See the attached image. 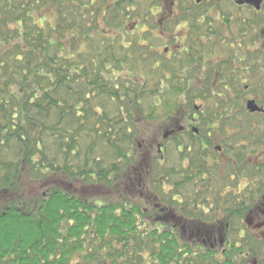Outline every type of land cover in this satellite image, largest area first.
Masks as SVG:
<instances>
[{
	"label": "trees",
	"instance_id": "trees-1",
	"mask_svg": "<svg viewBox=\"0 0 264 264\" xmlns=\"http://www.w3.org/2000/svg\"><path fill=\"white\" fill-rule=\"evenodd\" d=\"M154 4L0 0V264H264V173L236 191L254 177L247 92L188 88V63L158 58ZM189 122L231 137L223 164ZM157 198L181 213L159 220Z\"/></svg>",
	"mask_w": 264,
	"mask_h": 264
},
{
	"label": "flooded vegetation",
	"instance_id": "flooded-vegetation-1",
	"mask_svg": "<svg viewBox=\"0 0 264 264\" xmlns=\"http://www.w3.org/2000/svg\"><path fill=\"white\" fill-rule=\"evenodd\" d=\"M154 1L153 13L158 26L156 40L159 43L155 47L156 53L159 59L170 63H188L185 67L186 76L178 74L181 80L190 77L188 88L207 89L212 93L224 91L235 95L243 87V91L247 92L245 101L253 104L251 115L254 119L250 123L252 141L246 159L251 167L248 171H252L250 174L254 177L249 182L244 178L243 182L238 176L236 191L257 188L260 185L258 171L260 174L264 173V146L252 142L259 139V126L262 125L259 116L264 114V102L259 97L264 93V0ZM135 28L136 24L130 30L133 32ZM190 62H193L192 65ZM190 127L204 150H215L214 155L205 157L206 164H223L227 157L224 149L227 146L232 147L233 140L222 139L215 146L218 142L216 137H209L208 134L204 136L198 131L206 127L189 122L181 131L187 132ZM170 137L165 131L162 143L156 147L157 163L160 166L168 162L163 149L166 148L165 140ZM260 139L264 140V135ZM246 171L245 168L243 173ZM262 186L264 189V181ZM178 202L175 198H157L153 212L159 220L164 216L166 221L167 217H176L181 213L182 207L174 209ZM160 222L156 223L157 228L164 224ZM255 222L256 218H251L249 225L259 229L260 225L256 226ZM260 235L264 236L263 233Z\"/></svg>",
	"mask_w": 264,
	"mask_h": 264
},
{
	"label": "rangeland",
	"instance_id": "rangeland-1",
	"mask_svg": "<svg viewBox=\"0 0 264 264\" xmlns=\"http://www.w3.org/2000/svg\"><path fill=\"white\" fill-rule=\"evenodd\" d=\"M42 18H44L50 25H54V20H55V13L52 9L48 8L46 9L43 13H42ZM245 102V101H244ZM200 104L199 102H196V105ZM245 105V104H244ZM186 111L184 109H182V113L181 116H185ZM185 121H187L186 119H184ZM149 129V136L152 135L154 137V141L156 142V144H161L162 143V139L165 133V127L162 126L161 124V120L158 123H153L152 125L148 126ZM167 129V127H166ZM229 132L231 133V131L229 130ZM230 136H227L225 139L228 140L230 139ZM223 138H220L219 136L217 137V143L215 144V146H218L220 143V140H222Z\"/></svg>",
	"mask_w": 264,
	"mask_h": 264
},
{
	"label": "water",
	"instance_id": "water-1",
	"mask_svg": "<svg viewBox=\"0 0 264 264\" xmlns=\"http://www.w3.org/2000/svg\"><path fill=\"white\" fill-rule=\"evenodd\" d=\"M246 108L248 111H253V104L251 102H248Z\"/></svg>",
	"mask_w": 264,
	"mask_h": 264
}]
</instances>
